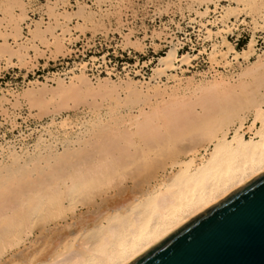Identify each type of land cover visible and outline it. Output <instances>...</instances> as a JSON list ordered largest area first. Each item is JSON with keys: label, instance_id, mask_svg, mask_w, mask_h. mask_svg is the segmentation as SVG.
Masks as SVG:
<instances>
[{"label": "rangeland", "instance_id": "1", "mask_svg": "<svg viewBox=\"0 0 264 264\" xmlns=\"http://www.w3.org/2000/svg\"><path fill=\"white\" fill-rule=\"evenodd\" d=\"M27 1L0 0L1 20L3 13L14 11L16 15L18 6L27 4L28 12L26 17H23L26 27L23 26L21 33L23 37L27 36L26 42H29L21 43V47H16L17 50L10 35L6 43L8 47L4 45V39L1 38L3 36L0 35V57L3 59L0 58V103L9 101L8 114H0V154L5 158L9 148L14 147L20 156H25L23 158L46 153L50 144L52 151L62 150V146L71 141L78 143L80 138L87 139L101 127L116 124L118 129L132 123L136 119L137 113L134 111L137 108H148L157 101L162 102L160 97L169 101L171 95L178 91L177 84L159 75V62L173 49H176L178 56H187V61L176 73L179 79L184 80V84L196 87L213 84L217 79L226 81L224 86L207 93V97L213 101L207 106L214 107V112L219 105L229 108L236 99L244 102L257 101L264 94V0H250L240 5L232 0H217L216 5L209 6V12L204 17L196 16L191 10L193 6L199 7L197 9H200V12L205 10L204 5L192 3L197 0ZM64 1L66 5L60 4ZM57 12L60 21H65L71 31L65 41L48 47L42 46L40 41L49 39L51 33L58 32V26L55 25L57 23L49 17L57 15ZM223 16H230L229 29L211 24ZM253 16L262 18L263 22L254 24ZM223 38L234 44L238 52L248 50L253 40L254 51L249 58L239 59L241 66L236 61L227 66L218 64L216 61H219L220 57L215 55L213 46L221 44ZM25 46L29 49L26 50ZM37 48L40 50L37 51ZM16 50L25 57L15 52ZM82 72L93 84L106 79L110 84L99 92L80 88V85L71 86L69 78H77ZM127 81L152 83L153 86L160 83L163 88L158 91L163 96H154L153 93L146 97L123 96L121 84ZM107 87L111 92H107ZM113 98L114 100H111ZM190 100L186 98V101ZM109 101H114V110L105 112V106L101 107L100 116L68 109L76 104L82 109L85 104L94 103L99 106ZM182 105L176 104V107L170 108L171 113L166 115H171L174 121H178V131L169 129L170 134L157 138L156 144L152 143L154 150L147 151L144 156L140 154V157L118 168L105 181L90 183L84 194L86 197L83 195L81 198L84 199L77 200L70 210H51L52 213L43 214L44 216H40V219L38 217L36 222L32 219V223L28 220L31 217L26 218L23 220L24 224L18 223L19 229L14 228L13 234V229L4 230L2 235L4 233L10 236L2 238L0 235V264H12L10 259L14 257L19 258L17 264H41L56 250L63 249V241L68 237V244H76L80 236L73 238L97 218L96 205L101 204L103 200L114 202L113 200L125 198L124 188L134 186L133 182L159 173L162 167L169 166L168 164L178 157L185 158V150H189L199 139L200 125L206 118L201 117L193 121L190 119L192 107ZM156 113L158 118L165 115L163 110ZM252 122L250 116L244 128L250 127ZM249 136L250 134L246 137ZM201 152L204 153L203 150ZM78 162H83V158L53 161L46 176L44 171L37 172L38 168L36 177L31 176L29 171H22L19 177L15 176L10 181L2 182L0 186L6 190L0 195V210H6L8 202L12 197L18 196L21 189L32 188L44 180L49 185L61 183L69 177L70 167ZM64 196L65 194L62 195ZM85 201L88 205L86 207L82 206ZM108 208L103 206V211ZM47 222L50 223L45 225L47 230L43 238L30 244L26 238L27 227L32 226L33 233H38Z\"/></svg>", "mask_w": 264, "mask_h": 264}, {"label": "bare ground", "instance_id": "2", "mask_svg": "<svg viewBox=\"0 0 264 264\" xmlns=\"http://www.w3.org/2000/svg\"><path fill=\"white\" fill-rule=\"evenodd\" d=\"M232 1L240 5L250 0ZM57 2L59 1L57 0ZM63 3L66 5L65 1L60 4L63 5ZM192 3L194 5L205 6L203 12L197 9L199 7H189L196 13V16L204 17L209 12V6L212 4L216 5L217 0H197V2L194 1ZM24 4L18 6L16 10L18 14L16 13L15 15L14 11L5 12L3 13L2 20L0 19V35L3 36L1 38L4 39L3 43L7 47L9 46L6 44L8 43V35L14 40L13 43L15 45L13 46L15 48L21 47V43H25L28 39L27 36H24L26 37L24 38L21 33L23 26H25V19L23 17H26V12H28L26 10L27 4ZM225 16L211 22V24L229 29L230 16ZM49 17L58 24L54 22L58 26V32L56 34H53L54 32L51 35L48 34L51 38H45V40L40 41L42 46L45 45L47 47L65 41L71 31V27L69 28L63 19L64 22L60 21L58 12L57 15H50ZM253 22L258 25L263 22V19L253 16ZM34 45L37 46L36 44ZM253 45L254 41L252 40L248 46V50L238 52L234 44L223 38L221 44L213 46L215 55L218 54L220 57V60L216 62L227 66L232 65V61H236L237 63L243 57L249 58L250 54L254 51ZM37 49V51L40 50L39 48ZM17 53L22 55L21 52ZM22 57L25 56L22 55ZM27 58L32 59L31 57ZM186 61L187 56H178L176 49H173L167 57L160 59L159 65L161 69L159 70V75L166 77L167 80H173L177 84L178 91L171 95L169 101H165L164 97H160L163 100L162 102L157 101L155 104L149 105L148 108L139 106L140 108L134 111L137 113V116L132 123L124 125L121 128L118 127V129H116V124L108 125L104 128L101 127L94 131L89 138H80L81 140L78 143L71 141L69 144L64 145V147L62 146L63 149L59 151L57 148V151H52L53 147L50 144L47 146L49 151L47 150L46 153H40L37 156L29 158L20 156L14 150L15 147L14 149L9 148L6 158L0 154V184L7 182V180H12L15 176L19 177L22 171L23 173H25L24 171H29L31 176L36 177V170L38 168L37 172L44 171L46 176L47 172L51 170V163L53 161L63 162L67 159L83 158V162H78L70 167L68 171L69 177L61 183L49 185L46 180L40 181L38 185L29 189H21L18 196L12 197L7 204V209L4 211L0 210V235L6 229L8 231L13 229V234L14 228L17 227L19 229L18 223L21 224L26 218L31 217L28 220H31L32 223V219L34 220L33 222H36L35 220L38 217L40 219V216L43 214L52 213L51 210H70V207L77 200L84 199L81 197L86 194L90 183L93 182L92 184H94L95 182L105 181L118 168L140 157V154L144 156L148 153L147 151L154 150L151 145L152 143H157V138H163L170 134V131L168 132L169 129L173 130L174 128L175 131L180 129L177 120L174 121L171 115L166 116L171 113L172 109L170 108L176 107L178 103L192 107L190 119L193 121L201 117L206 118L203 121L204 123L202 122L200 125L199 139L189 150L183 151L185 152V158L180 159L178 157L169 163V166L162 167L159 173L156 172L157 174L142 181L133 182L134 186L124 188L123 195L126 196L125 198L113 200L114 202L103 200L101 204L96 205L95 212L96 214L98 213L97 218L94 219L91 225L86 226L82 232L79 231V234L73 238L77 239L80 236L79 241L76 244L74 242L68 244V241H70L68 237L63 241V249L56 250L46 260L42 261L41 264H129L195 217L262 175L264 173V94L257 101L244 102L243 100L236 99L229 108L219 105L214 112V107L211 108V105L207 106L209 102H213L207 97V93L214 88L216 90L217 87L224 86L226 81L223 79L222 81H218L217 79L215 83L210 85L190 87L184 84V80L179 79L176 74L181 70L182 65ZM237 64L240 63L238 62ZM254 70L256 71V68ZM87 77L82 72L77 78H69L70 85H80V88L99 92L105 89L103 87L110 84L107 79L103 81L99 80L93 84ZM128 81L121 84L123 96L144 95L146 97L152 93L154 96H163L158 91L163 88V85L160 83L153 86L152 83ZM107 92L111 91L108 89ZM119 98L118 96L117 99ZM186 98H190L191 100L186 101ZM111 100H114V98ZM8 102V100H5L0 103V114L5 116L8 114ZM13 104H11L12 108ZM104 106L107 110L105 112H109L114 110L115 103L114 101H109L105 105L101 104L99 106L98 104L90 103L85 104L82 109L76 104L68 107V109L80 110L82 114L100 116V108ZM158 110H163L165 115L158 118L156 115ZM130 113L133 115L132 111ZM250 116L253 122L246 129L244 125ZM114 126L115 128H113ZM248 134L250 136L247 138ZM42 164L43 166L40 167ZM4 190L6 189L0 186V195H2ZM64 194L65 196L62 197ZM84 196L86 197V195ZM82 206H88L86 201L82 203ZM103 206H108L109 208L103 211ZM50 222L44 223L38 233H33L31 230L32 226H28L26 232L27 241L30 244H34V242L43 238L44 232L47 230L45 225H48ZM4 235L3 233L2 238H8L9 234H6L7 236ZM18 261V257L10 259L12 264H17L19 263Z\"/></svg>", "mask_w": 264, "mask_h": 264}, {"label": "water", "instance_id": "3", "mask_svg": "<svg viewBox=\"0 0 264 264\" xmlns=\"http://www.w3.org/2000/svg\"><path fill=\"white\" fill-rule=\"evenodd\" d=\"M129 264H264V173Z\"/></svg>", "mask_w": 264, "mask_h": 264}]
</instances>
